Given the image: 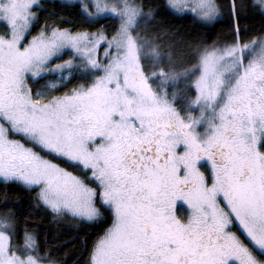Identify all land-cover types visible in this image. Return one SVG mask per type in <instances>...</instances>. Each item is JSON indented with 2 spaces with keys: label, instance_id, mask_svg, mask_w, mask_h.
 <instances>
[{
  "label": "snow or ice",
  "instance_id": "1",
  "mask_svg": "<svg viewBox=\"0 0 264 264\" xmlns=\"http://www.w3.org/2000/svg\"><path fill=\"white\" fill-rule=\"evenodd\" d=\"M77 7L112 31L41 24L42 0H0V183L54 218L107 225L87 264H264V31L245 39V6L228 0L231 39L197 47L189 67L147 38L142 0ZM168 7L205 24L225 9ZM250 7L264 16V0ZM0 264L57 261L7 211Z\"/></svg>",
  "mask_w": 264,
  "mask_h": 264
},
{
  "label": "trees",
  "instance_id": "2",
  "mask_svg": "<svg viewBox=\"0 0 264 264\" xmlns=\"http://www.w3.org/2000/svg\"><path fill=\"white\" fill-rule=\"evenodd\" d=\"M147 6L145 11L151 9L155 23L148 25L151 39L158 34V42L170 45L174 48L179 58L193 62L191 54L199 46L211 45L214 42L223 43L231 39L233 20L228 15V0H219L225 5L221 19L212 24H205L197 20L191 14H177L169 7L166 0H142ZM45 11L41 13V24L58 23L67 21L63 27L73 31H96L104 27L106 31H112L114 20L103 21L97 28H89L88 23L80 15L78 4H70L62 0H43ZM245 6L239 19L242 34L256 35L264 31V16L250 7L251 0H239ZM247 29L244 33L243 30ZM80 81H73L67 87L71 88ZM67 167V165H62ZM74 171L72 168H68ZM35 193H29L16 185H4L0 183V214L12 211L16 215L18 226L21 230L37 234L42 247L51 250L57 264H87L88 252L92 243L107 225L100 223H76L54 218L43 207H36ZM7 201V206H5ZM106 215V214H105ZM22 239V237H21Z\"/></svg>",
  "mask_w": 264,
  "mask_h": 264
},
{
  "label": "rangeland",
  "instance_id": "3",
  "mask_svg": "<svg viewBox=\"0 0 264 264\" xmlns=\"http://www.w3.org/2000/svg\"><path fill=\"white\" fill-rule=\"evenodd\" d=\"M43 1V0H42ZM62 1H66V2H68V3H70V4H78L79 3V0H62ZM166 2H167V4H168V0H166ZM171 9V8H170ZM174 13H177V14H185V13H181V12H176V11H174L173 9H171ZM187 14H191V13H187ZM191 15H193V14H191ZM194 16V15H193ZM197 19V18H196ZM198 20V19H197ZM201 22V21H200ZM203 23V22H202ZM212 24V23H211ZM0 29H2V26H0ZM174 55L177 57V60L179 61V59H181V58H179L175 53H174ZM65 59H67V57H65ZM182 60L185 62V64L187 65V66H191V64L193 63V62H189V61H186L185 59H183L182 58ZM61 61H57V63H60ZM78 75V74H77ZM59 74H56V77L55 78H53V77H50L49 78V82L50 83H57L58 85L60 84V81H59ZM80 82H82V81H80ZM45 83V81H41V85H43ZM75 86V85H74ZM74 86H71V87H74ZM59 94V93H58ZM58 219H61V220H66V221H75L76 223H82V222H80V221H78V220H73V219H70V218H58Z\"/></svg>",
  "mask_w": 264,
  "mask_h": 264
}]
</instances>
